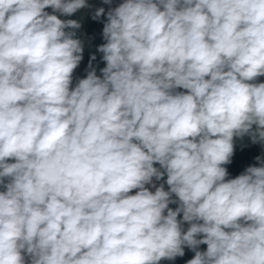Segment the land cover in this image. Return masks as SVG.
<instances>
[{
	"label": "clouds",
	"instance_id": "9594fccd",
	"mask_svg": "<svg viewBox=\"0 0 264 264\" xmlns=\"http://www.w3.org/2000/svg\"><path fill=\"white\" fill-rule=\"evenodd\" d=\"M87 7L0 0V264H264V0H123L73 87Z\"/></svg>",
	"mask_w": 264,
	"mask_h": 264
},
{
	"label": "crops",
	"instance_id": "0c3cea01",
	"mask_svg": "<svg viewBox=\"0 0 264 264\" xmlns=\"http://www.w3.org/2000/svg\"><path fill=\"white\" fill-rule=\"evenodd\" d=\"M97 1V0H96ZM91 0H87L89 7L82 8L78 12L72 14L71 16H63L59 13L58 18L62 20L74 19L78 20L81 24L79 29L74 30L76 36L83 42V54L82 60L80 61L78 67L73 72V84L74 87L77 80L81 78H86L87 73L92 69L96 70L98 76L101 75L100 69L105 67V62L102 60V53L97 49L98 46L103 44L102 30L104 23L106 22L105 14L100 16L99 19H93V14L95 13L98 6H90ZM50 8V7H49ZM49 8L45 11L49 12ZM51 14V12H49ZM66 31H72L71 29H66ZM95 56V59L92 57ZM257 82H264V76L258 77ZM177 91H186L184 89H177ZM261 157L264 159V144L260 142L253 143L249 136H244L243 138H234V154L231 157V163L223 165L228 172L226 179H232L240 175L245 171L246 168L250 166H260L259 161L256 159ZM159 168V164L154 165ZM166 176L163 180H160V184H164V188L167 191L168 185L164 183ZM0 190H3L0 188ZM175 199V196H173ZM177 204H169V207L175 209ZM182 218V213L178 216V219ZM189 225L187 222L183 224L184 230L187 229ZM206 245H199V250H206ZM184 256L176 257L174 260L162 259L159 264H186V262L192 259L195 253L189 248H184Z\"/></svg>",
	"mask_w": 264,
	"mask_h": 264
},
{
	"label": "built area",
	"instance_id": "2783aa9c",
	"mask_svg": "<svg viewBox=\"0 0 264 264\" xmlns=\"http://www.w3.org/2000/svg\"><path fill=\"white\" fill-rule=\"evenodd\" d=\"M122 2H123V0H112L111 5H109V4H105L103 2V0H97V1L96 0H91L90 6H98L99 8H104L105 9V16H106V13H107V11L109 10L110 7L114 8V7L118 6ZM49 12L52 13V9L51 8H49ZM153 182L156 184L157 187L160 185V181H156L155 178H153ZM146 187H149L150 190L153 191V192L155 191V188H152L150 185H146ZM136 191L137 190H133V192L130 193V194H135Z\"/></svg>",
	"mask_w": 264,
	"mask_h": 264
}]
</instances>
